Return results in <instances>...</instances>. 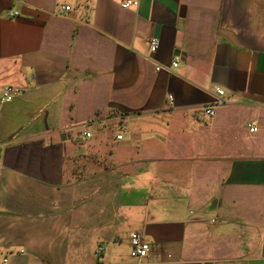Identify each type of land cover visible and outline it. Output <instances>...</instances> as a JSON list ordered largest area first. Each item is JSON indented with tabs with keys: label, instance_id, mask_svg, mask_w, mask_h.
<instances>
[{
	"label": "crops",
	"instance_id": "obj_1",
	"mask_svg": "<svg viewBox=\"0 0 264 264\" xmlns=\"http://www.w3.org/2000/svg\"><path fill=\"white\" fill-rule=\"evenodd\" d=\"M123 1L0 0V264H264V0Z\"/></svg>",
	"mask_w": 264,
	"mask_h": 264
},
{
	"label": "built area",
	"instance_id": "obj_2",
	"mask_svg": "<svg viewBox=\"0 0 264 264\" xmlns=\"http://www.w3.org/2000/svg\"><path fill=\"white\" fill-rule=\"evenodd\" d=\"M133 4L134 2L132 0H125L122 2L121 7L130 8ZM65 9L69 10L70 6H66ZM18 14H19L18 12L12 13V15H18ZM149 43H150L151 52L152 53L156 52L160 46V41L157 38H151L149 40ZM179 60H180L179 57L175 58L173 62V67L176 68L179 66ZM162 69H163L162 66L160 65L157 66L158 71ZM22 92H23V89L21 87H18L12 84L5 85L2 88V92H1V102L5 104L11 103L15 99V97L22 94ZM224 94H225V91L223 89H220V88L217 89L218 103L222 102L221 96H223ZM215 108H216V105H213L207 108L205 110V113L209 116H213L215 115ZM125 128L126 127H124V129ZM249 128L251 132H256L258 130V128L253 125H249ZM85 135L90 137L92 134L90 132H86ZM123 138L124 136L122 133L117 135V139L122 140ZM129 239H130V245H131L130 256L136 260L134 264H143L144 259H146L149 256L152 250L150 242L147 240L145 234L140 230L131 231L129 235ZM102 251H103V248L101 247L99 249V252H102Z\"/></svg>",
	"mask_w": 264,
	"mask_h": 264
}]
</instances>
